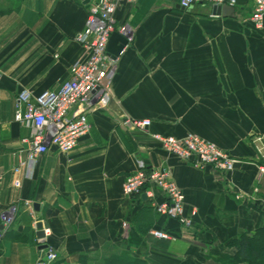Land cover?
<instances>
[{"label":"crops","instance_id":"obj_1","mask_svg":"<svg viewBox=\"0 0 264 264\" xmlns=\"http://www.w3.org/2000/svg\"><path fill=\"white\" fill-rule=\"evenodd\" d=\"M88 2L0 0V264H36L39 222L51 232L52 264H235L223 256L264 229V26L251 20L254 0L187 9L180 0L120 3L116 25L130 23L135 37L116 60L108 104L88 114L91 129L74 149L50 146L15 187L13 152L30 135L14 120L17 97L60 87L71 65L87 59L76 37ZM223 4L234 10L214 11ZM126 118L151 124L131 128ZM187 132L237 158L234 170L197 168L153 137ZM140 160L171 170L185 213L196 211L191 227L156 212L143 193L123 194Z\"/></svg>","mask_w":264,"mask_h":264},{"label":"built area","instance_id":"obj_2","mask_svg":"<svg viewBox=\"0 0 264 264\" xmlns=\"http://www.w3.org/2000/svg\"><path fill=\"white\" fill-rule=\"evenodd\" d=\"M138 0H89L86 27L76 37L87 50V59L77 61L70 67V78L62 82L60 87L34 95L23 89L16 101L14 120L30 129L29 137L23 139L27 147L13 152L16 165L13 168L17 188L22 187L27 172H33L39 159L50 146L59 152L68 153L78 144L80 137L91 129L88 114L97 108L105 107L111 97L112 80L116 70V60L109 56L107 46L111 34L118 31L127 38L128 44L133 42L135 28L128 22L116 25L115 13L122 2L135 4ZM211 1L222 4L235 0H180L183 8H191L194 3ZM254 26H264V0H254L251 13ZM126 45V46H127ZM124 122L131 128L146 129L151 120L126 118ZM162 147L181 160L190 161L197 168L212 166L218 171L229 173L234 170L237 158L229 155L216 143L187 132L182 137L153 134ZM264 176V166L260 167ZM122 192L125 196L145 193L151 200L156 212L178 220L184 226L191 227L196 211L190 215L185 213V194L173 178L170 169H148L140 160L136 171L128 175L123 182ZM24 205L33 210L32 201L26 200ZM15 208H11V216L5 220L10 223ZM7 226V225H6ZM44 235L37 238L39 244H46L44 255L36 264H52L57 253L49 244L50 229L43 227ZM150 233L159 238H169V234L159 229Z\"/></svg>","mask_w":264,"mask_h":264},{"label":"trees","instance_id":"obj_3","mask_svg":"<svg viewBox=\"0 0 264 264\" xmlns=\"http://www.w3.org/2000/svg\"><path fill=\"white\" fill-rule=\"evenodd\" d=\"M237 253L232 257L223 256L232 260L235 264L239 261H247L249 264H264V229L260 237L255 241L252 237L242 235L236 242Z\"/></svg>","mask_w":264,"mask_h":264},{"label":"water","instance_id":"obj_4","mask_svg":"<svg viewBox=\"0 0 264 264\" xmlns=\"http://www.w3.org/2000/svg\"><path fill=\"white\" fill-rule=\"evenodd\" d=\"M233 10H234V7L228 4L214 6V11H216L217 13L222 12L223 14H230ZM127 43H128L127 38L124 35L120 34L118 31H114L111 34V37L109 39L108 46H107V51H108L109 56L113 59H117L119 55L121 54V52L123 51L124 47L127 45ZM143 196H145V194H143ZM34 205L37 209L38 203H35ZM37 227L39 228L37 235L43 236V231L41 230L42 223L39 222L37 224ZM44 247L45 245L40 246L41 249Z\"/></svg>","mask_w":264,"mask_h":264}]
</instances>
